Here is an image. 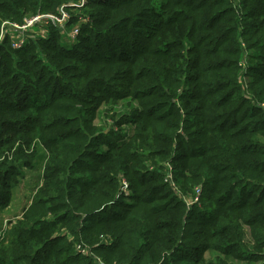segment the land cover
Wrapping results in <instances>:
<instances>
[{
	"label": "trees",
	"instance_id": "1",
	"mask_svg": "<svg viewBox=\"0 0 264 264\" xmlns=\"http://www.w3.org/2000/svg\"><path fill=\"white\" fill-rule=\"evenodd\" d=\"M80 2L0 0V35L63 6L79 28L45 18L0 44V210L47 155L0 264H264V0ZM125 98L139 108L95 123ZM167 163L184 195L202 188L190 211Z\"/></svg>",
	"mask_w": 264,
	"mask_h": 264
},
{
	"label": "rangeland",
	"instance_id": "2",
	"mask_svg": "<svg viewBox=\"0 0 264 264\" xmlns=\"http://www.w3.org/2000/svg\"><path fill=\"white\" fill-rule=\"evenodd\" d=\"M74 14L78 13L77 11H73ZM44 15V14H42ZM34 17V16H33ZM32 17V18H33ZM36 17V15H35ZM19 24V23H18ZM32 32L38 34H44V31L40 28L31 29ZM73 30H75V26L71 25L65 29V33L68 34V37L65 36L63 40L69 39ZM62 37H61V41ZM71 41H75L77 39L70 38ZM64 42V41H63ZM139 108V103L132 98H125L122 100H113L108 99L101 105L98 118L96 119V124L99 127H102L106 132L113 126V118L118 120L122 115L130 114L134 109ZM113 116V117H112ZM125 127H122L124 129ZM120 130L121 128H116V130ZM133 126L130 128H125L128 131L127 137H130L133 133ZM39 158L36 161V166L34 169H25L23 171V177L20 179L19 184L14 186L12 190V195L10 198L9 205L0 210V242L6 241L9 238V232L12 227L11 222L15 223L17 219L21 218L22 214L32 203V199L36 192V189L42 182V174L44 164L46 162V152L42 146L38 145ZM2 160V158L0 159ZM187 189V186H184ZM189 187L188 189H190ZM188 199L190 200L193 197V192L189 191L186 193ZM250 239L246 237V241ZM217 253L207 252L202 256L201 264H214L217 263L218 258ZM231 264H247L243 262L233 261ZM249 264V263H248ZM262 264V263H255Z\"/></svg>",
	"mask_w": 264,
	"mask_h": 264
},
{
	"label": "built area",
	"instance_id": "3",
	"mask_svg": "<svg viewBox=\"0 0 264 264\" xmlns=\"http://www.w3.org/2000/svg\"><path fill=\"white\" fill-rule=\"evenodd\" d=\"M86 2H87V0H81V2L79 4L75 5V7L82 8V7L85 6ZM66 7L67 6L61 7L59 16L38 15V16L33 17L31 19H27L24 24H18V23H12V22H9V21H5L3 23L2 29H1L0 44H1L2 40H3V38H4V35H5L6 31L10 30V31L16 33L15 36H14L13 43H12V48L14 50L22 49L26 45L28 40H29V38L27 36L28 29L31 30V28L36 23H38L39 21H41L42 19H45V18L55 21V23H58L61 27H63V29H65L66 28L65 27L66 24L71 19V15L69 14V12L66 9ZM78 34H79V28L75 27V30H73V32H72V34L70 36H72L71 38L76 39ZM243 47L244 48L246 47V45L244 43H243ZM249 54H250V51L247 52L246 55H245V62H244V67L245 68L249 67L248 63H247V60L249 58ZM261 106L264 108V103H262ZM166 166L167 167H166L165 182L168 183L178 194H180V196H182V198L184 199V201L187 204L188 211H190L195 204H198L200 196H201V193H202V188L201 187H196L195 190H194L193 197L189 200L188 196L184 195L181 192L179 186L177 185V183L174 180V170H173L172 165L170 163H167ZM121 190L126 196L130 195L129 183L127 182V180L124 177L122 179ZM77 249L78 250H82L83 253H87V250L86 249H82L80 246H77Z\"/></svg>",
	"mask_w": 264,
	"mask_h": 264
}]
</instances>
